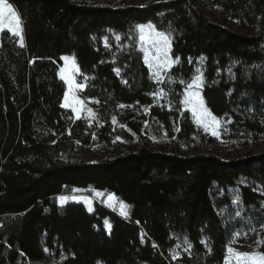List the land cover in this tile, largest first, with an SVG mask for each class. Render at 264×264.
Instances as JSON below:
<instances>
[{
    "label": "trees",
    "instance_id": "16d2710c",
    "mask_svg": "<svg viewBox=\"0 0 264 264\" xmlns=\"http://www.w3.org/2000/svg\"><path fill=\"white\" fill-rule=\"evenodd\" d=\"M139 1L8 0L23 46L1 32L0 264H225L235 233L264 241V153L222 160L182 103L201 64L206 107L264 145V0ZM146 23L178 58L162 80L138 45ZM65 55L98 101L92 123L62 106ZM75 195L91 209L59 202Z\"/></svg>",
    "mask_w": 264,
    "mask_h": 264
},
{
    "label": "snow or ice",
    "instance_id": "6c2138e0",
    "mask_svg": "<svg viewBox=\"0 0 264 264\" xmlns=\"http://www.w3.org/2000/svg\"><path fill=\"white\" fill-rule=\"evenodd\" d=\"M140 31V41H141V51L144 53V62L149 67L150 72L152 73L153 78L157 80H162L161 72L169 70L173 63L178 62L172 61L169 59L170 51V35L165 32L158 31L152 24L148 25H138ZM7 28V30L20 37L21 46H23V35H22V24L21 18L17 12L13 9L12 5L8 3V0H0V30ZM147 29V33L146 30ZM105 47H109V38L105 36L104 38ZM117 41L120 40L119 36H116ZM147 45L145 47L144 45ZM154 51L155 55H150V52ZM62 59L68 65L65 68L60 70V77L68 86V91H66L64 96L63 107H71L72 111L77 114L79 118V113L82 110V102L76 98L74 91L78 89H83L86 85L76 83L74 80V75L79 72V69L75 63L74 57L64 56ZM119 73L120 69H114ZM196 72L199 75H196L192 78L190 83H187L185 88L184 100L182 103L186 107H190L193 117L197 120L205 131H211V134L216 136L218 135V128L220 126V120L215 116L205 105L201 94L200 88L203 84V74L200 69H196ZM85 81L87 77L84 78ZM163 93L161 92V95ZM155 95V94H154ZM71 97L72 103H69V98ZM97 102L98 101H94ZM80 106V107H77ZM121 107H124L121 105ZM90 116L95 118V114L92 109H87ZM113 122L116 121V118L113 117ZM100 195V193H97ZM108 199L110 201L117 200L114 195H109ZM65 198L61 197V203H63ZM238 202V201H237ZM90 203V202H89ZM127 205L122 201L120 202V214L127 216L126 211ZM237 216L240 215L239 212L236 213ZM107 225V221L105 222ZM110 228V225H108ZM185 245V251H189L191 244L186 240L183 242ZM257 243H264V241H258ZM179 247V245H178ZM47 251V249H46ZM228 255L225 259V264H264V253L252 252V253H241L233 248L229 247L227 249ZM174 258L178 259L179 256L177 253H174Z\"/></svg>",
    "mask_w": 264,
    "mask_h": 264
},
{
    "label": "rangeland",
    "instance_id": "374dc122",
    "mask_svg": "<svg viewBox=\"0 0 264 264\" xmlns=\"http://www.w3.org/2000/svg\"><path fill=\"white\" fill-rule=\"evenodd\" d=\"M145 2H146V0H141V1H139V4H144ZM148 24H150V23H146V24H143V25H148ZM229 24L232 25L234 28L236 27L235 23H229ZM3 30L8 31L7 28H4ZM3 30H0V34H1V32ZM145 31L147 33V29ZM12 35H14V34H12ZM22 35H23V30H22ZM14 36H16V35H14ZM16 37L20 38L19 36H16ZM171 44H172V38L170 37L169 59L172 60V61H177V60L173 59V57H172ZM138 45H139L140 50H141V41H140V31H139V29H138ZM144 46L147 47L146 44ZM150 55L154 56L155 52L151 51ZM65 56H69V55H65ZM143 56H144V53H143ZM69 57H73V56H69ZM75 63H76V60H75ZM176 63H173L171 65V67L174 66ZM76 65H77V63H76ZM67 66L68 65L66 64V62L61 58L60 70L62 68L67 67ZM197 69H200V71L203 74V70H202V65L201 64L199 65V67ZM167 71L168 70L162 71L161 72V76L163 77L164 74ZM196 75H199V73L195 72V75L193 76V78ZM73 78L76 81V83L84 84V82L80 80V71L77 74H75ZM190 82L191 81H189L187 83H190ZM187 83L184 84L185 88H186ZM204 84H205V81H204V77H203V84H202L201 88L199 89L200 90V94H201V89L203 88ZM83 90H84V88L74 91V95L76 96V98H78L82 102V110L79 113V118H83V119L87 120L89 123H92L94 118L89 115L87 109H92L93 113L96 116L97 103L94 102L93 100H89V99H86L85 97H83V95H82ZM67 91H68V86H67ZM184 95H185V90H184ZM184 95H183V100H184ZM69 103H72L71 97L69 98ZM77 107H80V106H77ZM65 108L72 111L71 107H65ZM183 109L185 111L190 112L191 115H192L190 107H186L183 104ZM74 114L77 117V114L76 113H74ZM192 117H193V115H192ZM193 120H194V123L196 125L197 132H198V134L200 136L213 137L216 140V146H215L214 152L219 158H221L224 161L243 158V157H245L247 155H255V154H258V153H264V145H254V144L251 143V141H249L248 138H245V137L239 136V135H234V134L230 133L229 130L227 129V127H226V125L228 123L226 121H224V120H220L219 119L220 120V126L218 128V135H216V136L212 135L211 131H205L204 128L200 124H198L197 120L194 117H193ZM99 156H100L99 149H94L93 153L91 155L87 156V160L96 161V160H98ZM98 193H100V195H97V193L95 194V198L97 200L105 198L104 193H102V192H98ZM237 194H238V192L235 191V193H234V196H235L234 197V202H237L239 200L238 197H237ZM108 197L109 196H107L106 199H105L108 207L111 208V209L118 208L119 212H120V202L117 201V200L110 201L108 199ZM67 201L81 202L88 209H91L92 204H93V201L91 199L86 198V197H84L82 195H75V196H72L70 198H65L63 203H65ZM59 202L61 203V198H60ZM236 209H237V207H236ZM126 211H127V209H126ZM108 225L109 224L106 225L107 229H109ZM263 229H260L259 231H261ZM254 235H255V229H253V227L246 228V229H244V230H242V231H240L238 233H235L233 235V238H232V241H231L229 247H231L234 250H236L238 252H241V253L259 252L258 251L259 243H257L258 241H256L255 243L253 242Z\"/></svg>",
    "mask_w": 264,
    "mask_h": 264
}]
</instances>
